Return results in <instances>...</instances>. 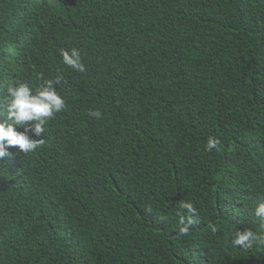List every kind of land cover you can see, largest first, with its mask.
<instances>
[{"label": "trees", "instance_id": "obj_1", "mask_svg": "<svg viewBox=\"0 0 264 264\" xmlns=\"http://www.w3.org/2000/svg\"><path fill=\"white\" fill-rule=\"evenodd\" d=\"M58 75L0 160V264H264L233 243L264 236V0H0V122Z\"/></svg>", "mask_w": 264, "mask_h": 264}, {"label": "clouds", "instance_id": "obj_2", "mask_svg": "<svg viewBox=\"0 0 264 264\" xmlns=\"http://www.w3.org/2000/svg\"><path fill=\"white\" fill-rule=\"evenodd\" d=\"M63 62L73 69L84 71V65L81 62L80 52L73 48L70 52L61 50ZM62 79L57 76L55 81H45L43 85L33 90L27 83H16L8 85L6 88L7 101V120L0 122V160L6 156H10L8 149L17 147L20 152H29L36 149L42 141L30 139L28 133L32 132L39 136L45 131L47 121L54 116L55 113L65 108V102L53 87L55 83H59ZM92 115L99 117L100 113L95 112ZM8 121H11L9 123ZM34 122V123H33ZM18 129H23L19 131ZM219 141L215 138H209L207 141V150L217 147ZM190 213L195 210L190 204H183ZM256 215L264 217V202L260 203L256 208ZM191 223V221H190ZM216 231L215 228L212 229ZM182 233L187 232V228H181ZM264 244V236H257L251 230L237 232L233 243L243 248L252 247L253 243Z\"/></svg>", "mask_w": 264, "mask_h": 264}]
</instances>
